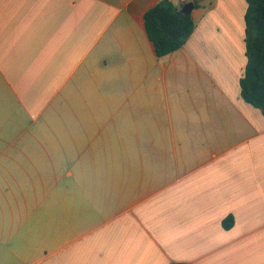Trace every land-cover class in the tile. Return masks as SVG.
<instances>
[{
    "label": "crops",
    "instance_id": "1",
    "mask_svg": "<svg viewBox=\"0 0 264 264\" xmlns=\"http://www.w3.org/2000/svg\"><path fill=\"white\" fill-rule=\"evenodd\" d=\"M161 1L182 0H0V264H264L247 4L194 8L158 58ZM63 131L71 149H25Z\"/></svg>",
    "mask_w": 264,
    "mask_h": 264
},
{
    "label": "trees",
    "instance_id": "2",
    "mask_svg": "<svg viewBox=\"0 0 264 264\" xmlns=\"http://www.w3.org/2000/svg\"><path fill=\"white\" fill-rule=\"evenodd\" d=\"M245 2L244 43L247 63L239 80L240 97L264 115V0ZM182 6L175 7L167 1H161L143 16L148 39L158 58L180 49L194 30L190 14L180 11ZM232 224L231 217L222 221L225 230Z\"/></svg>",
    "mask_w": 264,
    "mask_h": 264
},
{
    "label": "rangeland",
    "instance_id": "3",
    "mask_svg": "<svg viewBox=\"0 0 264 264\" xmlns=\"http://www.w3.org/2000/svg\"><path fill=\"white\" fill-rule=\"evenodd\" d=\"M71 110V109H70ZM69 126H71V122H69ZM59 130V129H57ZM64 133V134H62ZM60 133L61 135V140H62V146H58L56 141H53L49 138L44 141L42 146L40 147L39 144L37 145L36 143L32 142L29 140V144L25 149H71V131L69 133L62 132ZM114 147V146H112ZM120 148L123 149H131V139L130 138H124L123 143L119 146ZM115 148V147H114ZM68 204V203H67Z\"/></svg>",
    "mask_w": 264,
    "mask_h": 264
},
{
    "label": "water",
    "instance_id": "4",
    "mask_svg": "<svg viewBox=\"0 0 264 264\" xmlns=\"http://www.w3.org/2000/svg\"><path fill=\"white\" fill-rule=\"evenodd\" d=\"M213 2H214V0H200V1L196 2V3H191L190 2V3H187V4L183 5L180 11L183 14H187L188 15V14L191 13V11L194 8H196V7H210V6H212Z\"/></svg>",
    "mask_w": 264,
    "mask_h": 264
},
{
    "label": "built area",
    "instance_id": "5",
    "mask_svg": "<svg viewBox=\"0 0 264 264\" xmlns=\"http://www.w3.org/2000/svg\"><path fill=\"white\" fill-rule=\"evenodd\" d=\"M198 1H200V0H182L181 1V5H185V4H187V3H196V2H198Z\"/></svg>",
    "mask_w": 264,
    "mask_h": 264
}]
</instances>
